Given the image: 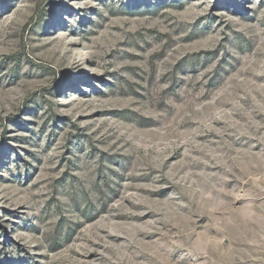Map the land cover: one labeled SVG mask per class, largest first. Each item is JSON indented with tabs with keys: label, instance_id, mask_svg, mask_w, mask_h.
Here are the masks:
<instances>
[{
	"label": "rangeland",
	"instance_id": "374dc122",
	"mask_svg": "<svg viewBox=\"0 0 264 264\" xmlns=\"http://www.w3.org/2000/svg\"><path fill=\"white\" fill-rule=\"evenodd\" d=\"M0 264H264V0H0Z\"/></svg>",
	"mask_w": 264,
	"mask_h": 264
}]
</instances>
